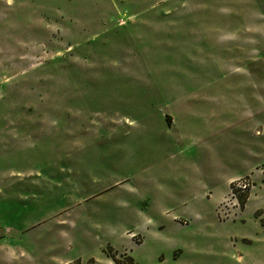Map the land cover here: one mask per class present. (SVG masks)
Masks as SVG:
<instances>
[{
	"label": "rangeland",
	"instance_id": "1",
	"mask_svg": "<svg viewBox=\"0 0 264 264\" xmlns=\"http://www.w3.org/2000/svg\"><path fill=\"white\" fill-rule=\"evenodd\" d=\"M127 257L264 264V0H0V264Z\"/></svg>",
	"mask_w": 264,
	"mask_h": 264
},
{
	"label": "trees",
	"instance_id": "2",
	"mask_svg": "<svg viewBox=\"0 0 264 264\" xmlns=\"http://www.w3.org/2000/svg\"><path fill=\"white\" fill-rule=\"evenodd\" d=\"M244 201H245V199L244 200L242 199L241 200V203H243ZM127 258L129 259L130 263L132 264V261L133 260L131 258H129V257H127ZM114 259H117V258H115V256H114ZM116 261H117L118 264H120V261L119 260H116Z\"/></svg>",
	"mask_w": 264,
	"mask_h": 264
}]
</instances>
